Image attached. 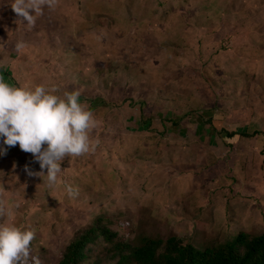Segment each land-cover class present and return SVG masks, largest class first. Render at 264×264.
<instances>
[{"label":"rangeland","instance_id":"374dc122","mask_svg":"<svg viewBox=\"0 0 264 264\" xmlns=\"http://www.w3.org/2000/svg\"><path fill=\"white\" fill-rule=\"evenodd\" d=\"M157 1L57 0L28 25L0 0L5 82L79 91L97 121L95 151L66 157L51 189L25 170L41 171L33 155L0 137L12 210L0 223L35 230L43 264L98 217L133 244L175 235L202 249L264 230V0L207 1V35L194 15L165 30ZM102 252L93 245L91 260Z\"/></svg>","mask_w":264,"mask_h":264},{"label":"clouds","instance_id":"9594fccd","mask_svg":"<svg viewBox=\"0 0 264 264\" xmlns=\"http://www.w3.org/2000/svg\"><path fill=\"white\" fill-rule=\"evenodd\" d=\"M56 2L13 0L11 8L20 20L34 25L44 7L54 8ZM58 91L55 85L14 87L0 77V137L4 144H18L22 151L33 155L41 171L32 172L27 166L25 170L40 177L50 189L57 185L61 162L66 157L94 152L99 144V140L91 138L97 127L94 113L79 101V91H65L62 95ZM67 194L76 193L68 186ZM11 215L12 210L0 201V218ZM35 236V230L0 223V264H43L38 256L31 255Z\"/></svg>","mask_w":264,"mask_h":264},{"label":"trees","instance_id":"16d2710c","mask_svg":"<svg viewBox=\"0 0 264 264\" xmlns=\"http://www.w3.org/2000/svg\"><path fill=\"white\" fill-rule=\"evenodd\" d=\"M121 229L125 228H110L104 218L98 217L63 248L57 264H264V230L239 231L223 242L198 249L175 235L165 240L143 237L133 244L121 238ZM97 243L105 245V252L91 260L93 245Z\"/></svg>","mask_w":264,"mask_h":264},{"label":"crops","instance_id":"0c3cea01","mask_svg":"<svg viewBox=\"0 0 264 264\" xmlns=\"http://www.w3.org/2000/svg\"><path fill=\"white\" fill-rule=\"evenodd\" d=\"M207 1H209V0H202L201 1V3H199V4H195V3H192V2H189L188 4H185L186 3V0H158L157 1V4L158 5H160V6H164V7H167L168 6V8H169V11H168V17H170L167 21H166V19H164L162 22H161V24L162 25H164V28H165V30L166 29H168V31L170 32V31H173V29H174V27H173V25L171 26L170 25V22H173L174 23V26H176L175 24L177 23V22H181V21H183L185 18H186V16L187 15H189V17H191V19H192V17L193 18H196V17H199L200 18V20H202V23H204V28H201L200 27V30L199 31H201V29H205L204 31H205V33H206V35L208 34L207 33V29L209 28V22H208V14H209V11H208V3H207ZM220 0H216V2H217V6L219 7V2ZM232 2H234V1H232ZM160 3V4H159ZM173 4V5H172ZM185 4V5H184ZM165 5H167V6H165ZM232 5V7H233V5H235V2L234 3H232L231 4ZM186 7H188V8H186ZM216 7V6H215ZM221 7V6H220ZM224 8H225V6H223ZM229 7H230V4H229ZM228 9V8H227ZM219 10V9H218ZM228 11V10H227ZM192 15H194V16H196V17H194V16H192ZM173 16H175L176 18H175V20H173L172 19V17ZM216 16V19H218V15H215ZM190 19V20H191ZM215 19V20H216ZM195 19H192L191 20V22L190 23H192V21H194ZM176 21V22H175ZM194 22H196V21H194ZM193 22V23H194ZM189 23V24H190ZM233 22H228V24H232ZM166 24H168V26H169V28H167L165 25ZM189 27L191 28V24L189 25ZM186 28H188L187 26H186ZM199 34H203V33H200L199 32ZM220 36H223V33L220 35ZM220 40H222V37H220ZM206 41V40H205ZM220 42V41H219ZM168 45H170V46H177V44H172V43H168ZM178 45H180V44H178ZM2 53H4V50H2L1 52H0V55L2 54ZM11 59H12V57H11ZM1 60H2V58H1V56H0V62H1ZM12 61V60H11ZM5 64V63H4ZM6 65V64H5ZM3 66V64H0V77H3V79L5 80V81H7L8 80V74H7V71L4 69V67H2ZM13 80L11 79V83L13 84ZM1 160V159H0ZM2 161V162H1ZM0 161V163H1V165L3 164V163H7V160H1ZM9 161V160H8ZM6 182V185H7V190H6V192H7V194L9 195V192H10V195L9 196H11V172H8V173H6V172H1L0 173V183H5ZM1 189V188H0ZM0 192H3V191H0ZM6 197V198H4V200H6L5 202H4V204H5V207L6 208H8V209H10L11 208V202L10 201H7V200H10V197ZM223 217H224V215H223ZM10 219H11V217H10ZM6 221H8L7 219H6ZM240 221V220H239ZM226 222V221H225ZM5 223H7V222H5ZM240 223V222H239ZM225 224H227V222L225 223ZM206 229H207V227H206ZM207 231H210V230H207ZM240 231H249V230H246V229H242V230H240ZM239 232V231H238Z\"/></svg>","mask_w":264,"mask_h":264}]
</instances>
